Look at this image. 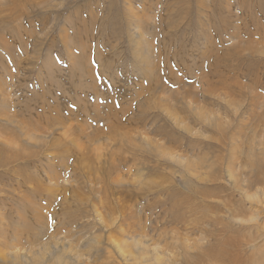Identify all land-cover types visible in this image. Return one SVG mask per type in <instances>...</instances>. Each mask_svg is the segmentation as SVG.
Masks as SVG:
<instances>
[{
	"label": "rangeland",
	"instance_id": "obj_1",
	"mask_svg": "<svg viewBox=\"0 0 264 264\" xmlns=\"http://www.w3.org/2000/svg\"><path fill=\"white\" fill-rule=\"evenodd\" d=\"M260 142L264 0H0V262L264 264Z\"/></svg>",
	"mask_w": 264,
	"mask_h": 264
},
{
	"label": "bare ground",
	"instance_id": "obj_2",
	"mask_svg": "<svg viewBox=\"0 0 264 264\" xmlns=\"http://www.w3.org/2000/svg\"><path fill=\"white\" fill-rule=\"evenodd\" d=\"M262 138H263V136H262ZM259 147L261 148L260 156L256 155V154L255 155L249 154L246 157L247 166H248V169L249 168L251 169V176L254 178V180L253 179L252 180L255 184H259L262 181H264V156L262 155V153L264 152V142H260ZM259 151H260V149H259ZM245 186L247 188H250V184H245ZM255 202L260 203L257 200H255ZM135 246H138V245H135ZM135 246L123 245L122 247H118V252L124 260L129 261V262H130V260L135 262V260L140 259L141 257H142V259H140V260H142L141 264H143V262H148V261L150 262V258H148V257L144 258V255H146L148 253L147 250L143 249V247H142V249L141 248L135 249L134 248ZM95 247H97V246H95ZM95 247H91V248L88 247V248H84V249L82 248V249H79L77 251L72 247L68 248V249H65V248L64 249H58L55 253H53V252L48 253V254H50L48 262L44 259V255H46V254H43L41 252L37 255V257L34 258L32 264H44V263L45 264H90V263L91 264H104V263L97 262L99 259V258H97L99 254L96 255L92 251L93 248H95ZM128 247H130V249ZM98 252L100 253V250H98ZM206 252H208V250ZM210 252H212V251H210ZM102 253H100V254H102ZM226 253H227V251L224 248H221L219 250H216L215 256L218 258H222L223 255H225ZM93 254H95L97 256L96 257L97 260H95V257H94V261H91L90 263H88L87 261L81 259V257H84V255L91 258V257H93ZM108 254H110V253H108ZM125 255H126V257H125ZM137 256H138V258H137ZM0 264H4V262L2 261V262H0ZM166 264H168V263H166ZM184 264H189V263H184Z\"/></svg>",
	"mask_w": 264,
	"mask_h": 264
}]
</instances>
